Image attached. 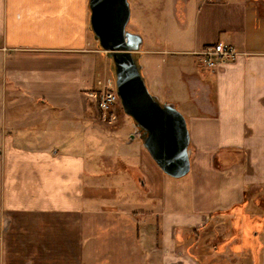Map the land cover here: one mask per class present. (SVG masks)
I'll list each match as a JSON object with an SVG mask.
<instances>
[{"label":"crops","instance_id":"crops-1","mask_svg":"<svg viewBox=\"0 0 264 264\" xmlns=\"http://www.w3.org/2000/svg\"><path fill=\"white\" fill-rule=\"evenodd\" d=\"M168 2L143 55L187 120L185 179L99 108L113 69L89 0H0V264H264V0ZM217 43L241 56L207 71Z\"/></svg>","mask_w":264,"mask_h":264},{"label":"water","instance_id":"water-1","mask_svg":"<svg viewBox=\"0 0 264 264\" xmlns=\"http://www.w3.org/2000/svg\"><path fill=\"white\" fill-rule=\"evenodd\" d=\"M95 40L112 63L116 91L124 113L144 148L162 172L182 179L191 172V136L185 116L171 102L150 93L143 75V37L127 30L128 0H89Z\"/></svg>","mask_w":264,"mask_h":264},{"label":"rangeland","instance_id":"rangeland-1","mask_svg":"<svg viewBox=\"0 0 264 264\" xmlns=\"http://www.w3.org/2000/svg\"><path fill=\"white\" fill-rule=\"evenodd\" d=\"M128 1L130 3L132 17L127 30L132 33L139 34L143 37L144 45L142 47V52L152 51L154 49L156 50L160 49L158 47H154L155 44L154 40L159 39V36L162 32L163 34H167V35L170 32L169 22L172 21L171 20L172 13L168 0H128ZM106 55L108 56L107 53ZM142 60H143V65L146 66L145 73L147 74L150 87L147 84L146 79L145 81L147 86L149 87L148 89L150 93L153 95L155 89L151 87L152 79L154 78L155 73H157L155 70H157L158 68L154 61L155 55H143ZM111 85L116 88L114 74L112 77ZM160 100L162 102H165L166 98L164 99V97L163 98L160 97ZM118 105L122 107L121 102ZM176 105L178 110L184 115L181 106L178 103ZM126 120L130 123H133L132 119L127 115H126ZM87 158H89V154H87ZM258 163L261 166H263L264 160L262 161L259 160ZM118 168H121V166L119 165Z\"/></svg>","mask_w":264,"mask_h":264},{"label":"built area","instance_id":"built-area-1","mask_svg":"<svg viewBox=\"0 0 264 264\" xmlns=\"http://www.w3.org/2000/svg\"><path fill=\"white\" fill-rule=\"evenodd\" d=\"M240 56L241 53L237 48L227 43L208 45L197 53L202 68L207 71H218L227 64L238 61ZM119 103L116 88L110 82L99 97V108L108 112Z\"/></svg>","mask_w":264,"mask_h":264}]
</instances>
